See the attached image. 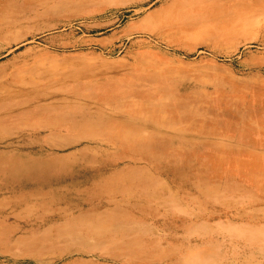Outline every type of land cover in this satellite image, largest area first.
Wrapping results in <instances>:
<instances>
[{
	"label": "rangeland",
	"instance_id": "374dc122",
	"mask_svg": "<svg viewBox=\"0 0 264 264\" xmlns=\"http://www.w3.org/2000/svg\"><path fill=\"white\" fill-rule=\"evenodd\" d=\"M34 158L0 264H264V0H0V159Z\"/></svg>",
	"mask_w": 264,
	"mask_h": 264
},
{
	"label": "bare ground",
	"instance_id": "6f19581e",
	"mask_svg": "<svg viewBox=\"0 0 264 264\" xmlns=\"http://www.w3.org/2000/svg\"><path fill=\"white\" fill-rule=\"evenodd\" d=\"M51 169L50 163L39 159H0V175H8L7 177H14L16 175H35L38 173H45ZM125 193L129 192L135 199H141L148 206L156 207L162 204L165 211H177L172 208V203L178 199L185 198L186 193L182 191L179 195L176 192H169L165 190H121ZM116 197V194H115ZM115 197L109 199L110 204L114 205ZM144 206V205H143ZM158 207V206H157ZM157 209V208H156ZM117 207L115 206V211ZM129 211V210H128ZM148 212V211H147ZM148 214V213H147ZM156 216V215H155ZM131 214L126 215L122 220H119L116 215L111 216L108 222L103 223L100 229V235H104L107 240L125 239L124 237H136L139 235L138 228L132 227Z\"/></svg>",
	"mask_w": 264,
	"mask_h": 264
}]
</instances>
